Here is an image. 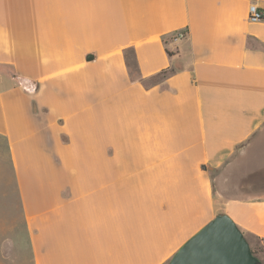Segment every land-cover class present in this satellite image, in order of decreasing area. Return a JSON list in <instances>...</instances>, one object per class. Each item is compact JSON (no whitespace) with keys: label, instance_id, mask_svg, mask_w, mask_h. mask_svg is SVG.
Returning <instances> with one entry per match:
<instances>
[{"label":"crops","instance_id":"1","mask_svg":"<svg viewBox=\"0 0 264 264\" xmlns=\"http://www.w3.org/2000/svg\"><path fill=\"white\" fill-rule=\"evenodd\" d=\"M251 4L0 0V140L34 264H166L217 215L264 240Z\"/></svg>","mask_w":264,"mask_h":264},{"label":"water","instance_id":"2","mask_svg":"<svg viewBox=\"0 0 264 264\" xmlns=\"http://www.w3.org/2000/svg\"><path fill=\"white\" fill-rule=\"evenodd\" d=\"M23 90L33 93L34 84L8 71ZM166 264H259L239 228L226 216L217 215L190 237Z\"/></svg>","mask_w":264,"mask_h":264},{"label":"rangeland","instance_id":"3","mask_svg":"<svg viewBox=\"0 0 264 264\" xmlns=\"http://www.w3.org/2000/svg\"><path fill=\"white\" fill-rule=\"evenodd\" d=\"M240 231L251 250L263 253L258 260L264 264V240ZM34 260V241L26 230L11 165L0 140V264H34Z\"/></svg>","mask_w":264,"mask_h":264},{"label":"built area","instance_id":"4","mask_svg":"<svg viewBox=\"0 0 264 264\" xmlns=\"http://www.w3.org/2000/svg\"><path fill=\"white\" fill-rule=\"evenodd\" d=\"M248 20L250 22L262 21V20H264V12L260 8H258L257 6L251 4L248 7ZM183 38H184V33L178 32L173 36L172 40L177 41V40H181Z\"/></svg>","mask_w":264,"mask_h":264},{"label":"trees","instance_id":"5","mask_svg":"<svg viewBox=\"0 0 264 264\" xmlns=\"http://www.w3.org/2000/svg\"><path fill=\"white\" fill-rule=\"evenodd\" d=\"M250 251H251L252 255H254L256 258H259V254H260V255H263V253L261 254V252L258 254L257 251H254V250H251V249H250ZM257 254H258V255H257Z\"/></svg>","mask_w":264,"mask_h":264}]
</instances>
